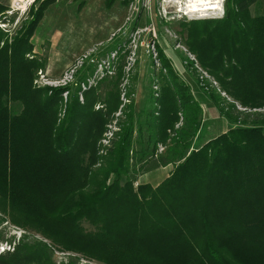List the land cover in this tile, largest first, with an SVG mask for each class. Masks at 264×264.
<instances>
[{
    "label": "trees",
    "instance_id": "1",
    "mask_svg": "<svg viewBox=\"0 0 264 264\" xmlns=\"http://www.w3.org/2000/svg\"><path fill=\"white\" fill-rule=\"evenodd\" d=\"M55 1L37 0L9 44L0 27V243L9 245L0 264H57L54 252L67 255L58 264H264V112L253 111L264 108V15L250 13L257 0H225L222 17L174 23L230 100L201 88L229 128L198 147L201 104L159 48L158 87L137 113L131 85L121 87L124 54L113 75L84 91L96 65L75 84L34 87L46 64L31 39ZM6 12L0 3V24L10 22ZM167 165L157 186L140 181ZM8 224L23 231L17 242L6 238Z\"/></svg>",
    "mask_w": 264,
    "mask_h": 264
},
{
    "label": "rangeland",
    "instance_id": "2",
    "mask_svg": "<svg viewBox=\"0 0 264 264\" xmlns=\"http://www.w3.org/2000/svg\"><path fill=\"white\" fill-rule=\"evenodd\" d=\"M36 1L0 0V3L7 7L6 15L10 20L9 23L0 24V27L6 32L8 40ZM224 1L222 7L216 11L218 14L214 15L215 12H208L207 15L211 18L222 17ZM183 2L185 0H129V3L124 4L122 1L116 0L113 4H108L107 0H56L44 11L31 39L34 45L33 53L44 60L46 64L45 70L37 73L33 83L34 87L37 89L58 88L60 87L57 86L58 80L69 73L71 69H77L69 83L70 85L75 84L90 67L96 65L95 69L97 70L99 62L110 58L112 52L116 51L112 70L116 71L119 63L118 56L124 54L125 65L129 71L123 68L125 80L121 87L125 86L127 91L131 85L135 113H137L146 107L150 87L152 89L154 85L158 87L154 81L159 79L162 69L159 64L161 63L160 59L153 61L146 53H143L141 45L139 46L140 42L148 39V36L144 34L150 31V34L156 35V50L158 48L162 50L172 71L181 80L188 83L194 98L201 104L203 122L194 144V146H200L203 142L227 130L229 125L219 115L217 109L199 86L198 73L193 69V65L189 66L188 63L191 59L196 62L197 60L185 49L183 37L174 31L176 26L174 23L178 20L190 21L203 17L198 14L183 16V7L181 10ZM179 10L181 13L176 12ZM250 13L251 16L264 15V0H257L251 7ZM169 15L172 16L168 17ZM136 31L141 33V37L133 39ZM135 47L137 50L132 56L133 53L130 52ZM80 89L82 90L81 85ZM218 89L216 92L220 91L219 94L230 102L227 96L221 92L219 86ZM67 94V92L62 94L63 103L67 100ZM109 131H112V128ZM106 133L103 134V138ZM108 145L101 142V150H105ZM164 175L158 176L154 182L160 181ZM82 226L86 231H92L88 224L83 223ZM4 230L6 238L13 237L15 242L23 233L22 230L10 224L6 225ZM7 249H9V245L0 243V252ZM52 259L58 264L61 261H66L67 255L54 252ZM85 263L87 262L83 260L77 262V264Z\"/></svg>",
    "mask_w": 264,
    "mask_h": 264
},
{
    "label": "built area",
    "instance_id": "3",
    "mask_svg": "<svg viewBox=\"0 0 264 264\" xmlns=\"http://www.w3.org/2000/svg\"><path fill=\"white\" fill-rule=\"evenodd\" d=\"M190 1L191 0H185V2H183V4L185 5L186 2L189 3ZM222 2H223V0H222ZM221 7H222V3L220 5V8ZM176 12L181 13V10L176 11ZM195 14L200 15L199 13H195ZM215 14H218V13L215 11L214 15ZM221 14H223V13H221ZM182 15L185 16L188 14H184V12H182ZM171 16L172 15H169L168 17H171ZM164 17H165V14H164ZM203 17L205 18V17H210V16L207 15V16H203ZM203 17H199V18H203ZM149 32L150 31H147V33L144 34V35L148 36V39L146 41L140 42L139 46L141 45L140 47L143 48V53H146L150 59H152L153 61H156V60L158 61V52L156 50V35L154 33L150 34ZM144 35L142 34V36H144ZM136 37H141V33L136 31L133 35V39H135ZM136 50H137V47H135L134 50H132L130 52V53H133L132 56H134V53ZM115 55H116V51H113L110 58L101 60L99 62L98 68H97V70H95L94 75L90 79H87L85 83L80 84L82 91L86 90V88L90 87L91 85H94L95 82L97 80L101 79L104 75H106V74L113 75L114 70H112V69H113V60L115 58ZM191 62H193V69H195L198 73V80H199L198 84H199V86L205 90L211 89V88L216 89V91L219 90L217 82L213 79V77L209 73H207L206 71H203L195 60L191 59ZM124 69L128 70L127 65H125ZM75 70L76 69H71L69 73H66L60 80H58L57 86L65 87L66 85H68L72 80V75L74 74ZM40 75H41V73H40ZM153 89L156 90L157 86L154 85ZM218 92L220 93V91H218ZM155 96H156V94H155ZM79 101H80V103H82V96L80 93H79ZM121 101H122V105L120 106V109L123 107V105L125 103H127V100L124 98L123 94L121 95ZM237 108L239 110H244V109L240 108L239 106ZM253 111L264 112V108L259 109V110H253ZM118 115H119V113L116 114V117ZM111 128H112V131H109V130H111ZM108 129L109 130L105 134V137L101 140V142L105 145H107L109 143V140L112 137V133L115 130L114 123L112 125H109ZM107 134H108V136H107ZM164 149H165L164 146L158 145L157 146V153L158 154L162 153L164 151ZM137 184H138L137 182L134 183V186H137Z\"/></svg>",
    "mask_w": 264,
    "mask_h": 264
},
{
    "label": "bare ground",
    "instance_id": "4",
    "mask_svg": "<svg viewBox=\"0 0 264 264\" xmlns=\"http://www.w3.org/2000/svg\"><path fill=\"white\" fill-rule=\"evenodd\" d=\"M220 0H191L189 3L186 2L185 5L181 6V10L183 7L184 14H195L199 13L201 16L208 14V12H215L220 8Z\"/></svg>",
    "mask_w": 264,
    "mask_h": 264
},
{
    "label": "crops",
    "instance_id": "5",
    "mask_svg": "<svg viewBox=\"0 0 264 264\" xmlns=\"http://www.w3.org/2000/svg\"><path fill=\"white\" fill-rule=\"evenodd\" d=\"M172 169L171 165H167L164 167H160L158 169H155L153 171L147 172L143 174L139 179L142 183H149L153 187L157 186L162 180H164L166 177H168V174L170 173ZM162 174H165L163 178L160 181L154 182L156 178Z\"/></svg>",
    "mask_w": 264,
    "mask_h": 264
},
{
    "label": "clouds",
    "instance_id": "6",
    "mask_svg": "<svg viewBox=\"0 0 264 264\" xmlns=\"http://www.w3.org/2000/svg\"><path fill=\"white\" fill-rule=\"evenodd\" d=\"M220 3H222V4H223L222 0H220Z\"/></svg>",
    "mask_w": 264,
    "mask_h": 264
},
{
    "label": "water",
    "instance_id": "7",
    "mask_svg": "<svg viewBox=\"0 0 264 264\" xmlns=\"http://www.w3.org/2000/svg\"><path fill=\"white\" fill-rule=\"evenodd\" d=\"M204 18V17H203Z\"/></svg>",
    "mask_w": 264,
    "mask_h": 264
}]
</instances>
